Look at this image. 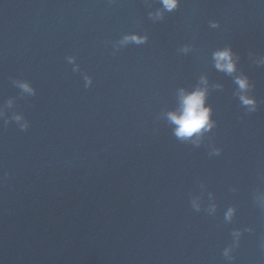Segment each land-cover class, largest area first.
Returning a JSON list of instances; mask_svg holds the SVG:
<instances>
[{
    "label": "clouds",
    "instance_id": "clouds-1",
    "mask_svg": "<svg viewBox=\"0 0 264 264\" xmlns=\"http://www.w3.org/2000/svg\"><path fill=\"white\" fill-rule=\"evenodd\" d=\"M160 3L163 6V12H172L179 6V0H160ZM163 12L158 10L155 13L156 19L163 18ZM150 18L153 16L152 13H149ZM212 27H217L216 24H212ZM147 38L146 37H137L135 35L125 36L121 43H127L129 41L135 42L137 44L143 43ZM187 51V49H183ZM214 68L218 71L224 72L226 75L233 76L234 83L238 86L237 95L241 101L242 106H244L249 112L256 111V101L253 97L248 95L249 90L251 89V84L248 80V77L242 73L236 75V62L238 57L232 52L231 48H224L217 50L213 53ZM71 62V59H70ZM259 65H264V60L258 62ZM201 85H206L207 81L205 78L201 77ZM18 87L28 94H34L33 89L27 83H20ZM215 87L219 88V85ZM179 99H178V108L174 112H169L167 114L168 120L171 124L175 125L173 129V134L175 137L182 142H191L197 144L199 138L206 132L211 131L215 126V121L211 119L212 109L211 107H206V99L208 95L207 87L197 86L191 91H186L184 89L179 90ZM8 106H11V101H8ZM14 120L19 121L20 116H14ZM22 130L26 128V125H22ZM196 137V140H192V137ZM218 154V153H217ZM194 207L199 210V207L193 202ZM215 206L213 205L210 211H214ZM233 209L229 208L225 214L226 220H231L233 216ZM238 235L239 233H235ZM224 255L227 257L228 251L225 250Z\"/></svg>",
    "mask_w": 264,
    "mask_h": 264
}]
</instances>
